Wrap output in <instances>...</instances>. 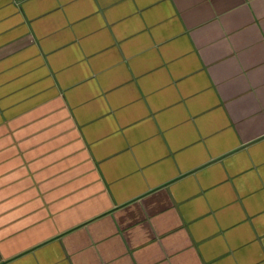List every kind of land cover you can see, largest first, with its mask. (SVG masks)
<instances>
[{"label": "crops", "instance_id": "crops-1", "mask_svg": "<svg viewBox=\"0 0 264 264\" xmlns=\"http://www.w3.org/2000/svg\"><path fill=\"white\" fill-rule=\"evenodd\" d=\"M0 264H264V0H0Z\"/></svg>", "mask_w": 264, "mask_h": 264}]
</instances>
